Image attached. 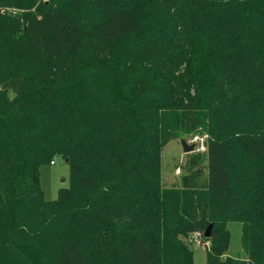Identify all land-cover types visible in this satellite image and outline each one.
<instances>
[{
    "label": "trees",
    "instance_id": "1",
    "mask_svg": "<svg viewBox=\"0 0 264 264\" xmlns=\"http://www.w3.org/2000/svg\"><path fill=\"white\" fill-rule=\"evenodd\" d=\"M194 132L207 154L165 187ZM194 234L206 264H264V0H0V264H194Z\"/></svg>",
    "mask_w": 264,
    "mask_h": 264
},
{
    "label": "rangeland",
    "instance_id": "2",
    "mask_svg": "<svg viewBox=\"0 0 264 264\" xmlns=\"http://www.w3.org/2000/svg\"><path fill=\"white\" fill-rule=\"evenodd\" d=\"M21 12V11H20ZM199 135L208 139V133L194 132L191 135L185 136L191 139V137ZM196 154H185L183 146H181V139L171 141L166 145L162 152V181L163 185L167 188H180L183 181V175L186 173L185 166L192 160ZM200 167L203 169V175L199 180L201 187L206 188L207 185V161L206 156L199 157ZM54 164L43 165L40 169V181L44 196L47 201H53L58 199V193L61 189H67L71 187V170L70 165L65 162L61 157L56 158ZM181 167L182 174H175L176 168ZM255 165L252 164V168ZM253 170V169H252ZM207 230V229H206ZM229 233L230 245L226 252V256L235 259H248L243 246V223L237 221H230L227 225ZM190 245L193 255L194 264H206L207 255L206 248L208 244L205 242L204 237L199 234H194L185 239ZM225 256V257H226Z\"/></svg>",
    "mask_w": 264,
    "mask_h": 264
},
{
    "label": "built area",
    "instance_id": "3",
    "mask_svg": "<svg viewBox=\"0 0 264 264\" xmlns=\"http://www.w3.org/2000/svg\"><path fill=\"white\" fill-rule=\"evenodd\" d=\"M1 12L3 14L9 13L10 15L15 16L20 11L18 9L1 8ZM207 141H208L207 138L196 135V136L191 137V139L187 140L186 142H187L188 146H191V145L194 146L193 154L205 155V154H207V151H208ZM51 164H54V162H51ZM175 174H177V175L182 174L181 167L178 166L176 168Z\"/></svg>",
    "mask_w": 264,
    "mask_h": 264
},
{
    "label": "water",
    "instance_id": "4",
    "mask_svg": "<svg viewBox=\"0 0 264 264\" xmlns=\"http://www.w3.org/2000/svg\"><path fill=\"white\" fill-rule=\"evenodd\" d=\"M181 146H183L185 154H191L194 151V146H188L187 142L185 140H181ZM213 225H210L209 228L206 231L205 238L209 239L211 236V231H212Z\"/></svg>",
    "mask_w": 264,
    "mask_h": 264
}]
</instances>
